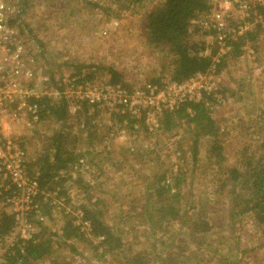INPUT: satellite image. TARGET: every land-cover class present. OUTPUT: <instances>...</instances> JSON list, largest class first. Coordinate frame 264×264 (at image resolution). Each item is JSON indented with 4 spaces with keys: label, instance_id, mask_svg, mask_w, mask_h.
Listing matches in <instances>:
<instances>
[{
    "label": "rangeland",
    "instance_id": "rangeland-1",
    "mask_svg": "<svg viewBox=\"0 0 264 264\" xmlns=\"http://www.w3.org/2000/svg\"><path fill=\"white\" fill-rule=\"evenodd\" d=\"M163 1L136 0L129 3L128 0H100L101 3H93L88 0H30L31 14L26 19L31 32L28 30L24 36L27 49L37 54V62L32 69L38 89L58 95L55 91L57 79L70 73L80 76L91 74V66L98 64L99 68L94 70L95 79H109L107 68L110 66L121 72V83L127 85L169 79L174 56L163 48L150 47L145 29L147 14ZM113 20L119 23L108 34H103V30L111 29ZM203 33L200 23L193 21L190 40L203 45V54L212 53L216 49L215 44L203 39ZM258 42L257 46L248 42L241 57H233L229 53L226 66L221 70L218 84L221 89L229 87L225 93L228 99L212 114L221 128L219 136L225 159L211 156L212 139L202 137L194 167L191 144L184 131L186 126L177 127V135L173 138L159 139L149 135L143 125L130 124L131 129L123 125L116 129L113 139L106 135L104 143H98L99 139L92 140L93 146L89 139L83 140L84 135L81 134L77 148L89 166L78 171L77 177L80 176L78 179L81 181H74V178L64 183L70 197L68 203L57 192L49 194L44 191L47 198H40V204L46 219L42 223L34 221L35 231L38 233L47 227L49 232L60 233L65 213L71 212L73 218L80 217L79 210L74 207L90 205L97 199V207L103 211L105 221L121 229L123 238L128 241L125 251L146 252L148 257L152 256L151 264H221L225 256L234 264H264V227L258 226L246 213L235 218V231H232L227 210L230 205L228 187L224 184L229 169L243 163L244 155H247L243 151L245 145L248 144L249 154L256 151L260 154L264 143V31L260 33ZM252 49L255 56L249 54ZM65 59L73 60L72 65ZM256 63L259 70H256ZM232 92L236 96L231 95ZM62 99L53 96V100ZM76 114L70 112L71 117ZM95 118L103 125L101 135L104 136L109 126H113V121L101 112ZM15 124L8 133L21 141L28 154L30 172L39 178L40 159L46 154L49 143L47 137L53 135L60 124L48 118L33 122L31 117ZM69 125L67 130L70 133L80 135L76 120ZM122 129H127V135L120 134ZM156 141H161L158 147ZM141 142H151L153 148L141 146ZM176 151H180V155L183 152L186 159L184 168L188 169L181 188L183 198L177 203L181 213H187V223L170 220L161 226L158 206L142 201L146 194L138 185H143L141 176L146 177L155 170L157 158L165 163L164 169L178 167L182 159ZM261 154L264 155V151ZM45 202L49 203L45 205ZM143 203L149 206L146 209L149 212L145 210L143 214L134 215L130 212L127 216L121 213L122 208L131 209ZM1 210L3 207L0 205ZM200 219L214 221L210 232H194L193 222ZM131 230L134 233L138 231L136 236L130 235ZM54 240L53 256L37 264H115L114 255L101 259L100 250L96 252L87 241L73 239L76 249L73 251L59 237ZM4 249L5 245L0 247V263L3 262Z\"/></svg>",
    "mask_w": 264,
    "mask_h": 264
},
{
    "label": "trees",
    "instance_id": "trees-1",
    "mask_svg": "<svg viewBox=\"0 0 264 264\" xmlns=\"http://www.w3.org/2000/svg\"><path fill=\"white\" fill-rule=\"evenodd\" d=\"M209 8V0H164L162 4L158 5L146 16L145 29L148 44L155 49L163 48L169 54L171 53L172 57L174 56L171 78L175 81L183 82L198 73H203L214 63V56L217 54L218 48L212 53L203 54L205 50L203 45L190 40V28L193 25V21L198 24L200 17ZM260 28L257 27L254 31H248L230 43L231 50L222 55L221 61L217 63V72L221 73V70L226 66V58L229 53L233 57L240 56L244 51L242 49L243 45L248 42L253 44L257 42L262 32ZM27 29L31 32L29 24H27ZM99 65H92L90 71L93 72L84 75V77L95 79L93 76L94 70L98 69ZM107 71L111 82H123L121 81L123 78L119 70L110 66ZM223 88L219 90V93L227 100L228 97L225 94L227 89ZM231 95L236 96L234 93ZM213 101L216 102L212 96H205L199 101H186L174 110H165L160 116V127L156 135V137H160L159 139L173 138L174 135H177L175 133L177 127L186 126L184 131L188 134V141L191 144L190 153L194 167L197 164L200 153L199 146L202 137H210L212 139L209 152L211 156L220 160L225 159L222 152L223 143L220 141L219 136L221 128L213 117L212 110L207 106V103L213 104ZM32 102L38 107L40 121L48 118L60 124L54 134L47 137L49 143L46 154L41 156L42 158L40 159L41 166L38 178L40 188L47 192H57V195L62 199L65 198L66 203H68L70 197L64 183L68 179H74L72 174H68V170L72 169V165L79 158L84 157L82 152L77 151V136L67 130V127L70 126L68 120L71 118L68 104L64 99L61 101L53 100V97L48 94L40 95L37 98L32 97ZM92 108H94L95 117L100 114V111H104L109 112L115 118L113 119V126H109L106 133H103L105 134L104 136L114 133L118 127L125 125V128H129L130 124L134 125L136 123L135 120L130 119L128 115L121 113L119 110L106 111L99 107H84L83 110L77 111V113L81 111L80 114L72 117L78 120L80 127L82 125L81 132L87 133L86 139L93 141L99 139L98 141L102 142L101 128L103 125H100L89 114ZM81 118L83 121H80ZM126 121L127 123H125ZM125 130L127 131V129ZM174 142L176 143V141ZM160 143L161 141H156V145ZM247 145L243 149L244 153L247 154L246 156L244 155L243 163L230 168L224 182L225 187H228L227 194L230 205L227 210L229 211L232 231H235V218L246 213L250 214L258 226L264 227V155L261 154L264 151V143L261 144L262 150L260 154H258V151L249 154ZM181 153L179 158L182 161L177 164L178 167H172L173 169L170 168V170L164 169L165 163L157 158L155 159V165L157 166L155 170L146 177H140L143 185L139 184L138 186L144 188V194H146L143 195L142 201L146 202V204L153 202L155 206H158V221L161 226L163 223L170 222V220H182L187 223V213H181V209L177 206L178 200L183 198L184 192L181 191V188L182 183L185 182V175L188 170L184 168L186 159L182 151ZM172 166L175 165L172 164ZM78 178L80 176H76L75 179L77 180L74 179V181L79 182L82 180ZM1 199L2 197L0 196ZM62 202L64 203V201ZM45 203L47 205L49 202ZM137 204H139V201H137ZM146 204L136 205L131 209L122 208L121 213L124 216L129 215L130 212L133 215L134 213L143 214L149 208ZM97 205H99V201L96 199L90 205L82 204L74 207L82 212L85 220L89 221L90 232L83 231L81 226L74 222L75 219L71 212H67L65 213V220L60 233L49 232L47 227L41 226L43 229L40 232L38 231V238L35 241L22 242L21 245L16 244L12 248L14 253L6 256L9 264H37L39 261L53 256L55 252L53 243L55 237H59L73 251H76L73 239L87 241L93 245L96 252L100 250L99 256L101 259L108 257L107 255H114L113 262L115 264H151L152 256L148 257L146 252L131 253L125 251L128 241L123 238L122 230L113 223L106 222L103 217V211ZM40 208L42 211L41 204ZM146 211L149 212L148 210ZM46 214L48 215V213ZM213 222L205 219L194 221V232H202L203 234L210 232ZM37 223H40V221L38 220ZM14 225V217L1 210L0 238L9 233ZM130 233L134 237L138 231L134 233L131 230ZM88 235L89 237H87ZM120 255H123L122 258ZM234 263L226 256L221 262V264ZM159 264H162V262Z\"/></svg>",
    "mask_w": 264,
    "mask_h": 264
},
{
    "label": "built area",
    "instance_id": "built-area-1",
    "mask_svg": "<svg viewBox=\"0 0 264 264\" xmlns=\"http://www.w3.org/2000/svg\"><path fill=\"white\" fill-rule=\"evenodd\" d=\"M29 1L0 0V205L2 211L15 219L14 227L0 238V247L5 245L0 264H8L6 256L14 253L12 248L16 244L35 241L38 237L34 221L42 223L46 219L40 208V198L47 197H44L38 178L30 172L27 151L19 139L8 133L16 122L25 117H31L33 122L39 120L38 107L32 102V97L45 94L63 97L72 113L84 107L119 110L135 120V126L143 125L149 135L156 136L162 113L178 108L183 102L212 96L216 102L207 103V106L212 112L221 108L227 100L219 93L221 73L217 72V63L231 50L232 41L257 27L264 28V0H209L210 8L200 17L199 23L207 34V42L215 44L218 52L207 71L183 82L170 77L165 81H148L141 85L113 83L103 77L88 79L70 73L57 79L55 91L58 95H55L38 89L36 77H33L32 66L37 62V54L27 49L24 36L28 32L26 18L31 14ZM88 1L101 3L100 0ZM128 1L133 3L136 0ZM118 23V20H113L111 29L103 30V34H108ZM249 54L255 56V50H249ZM256 67V70L260 69L257 63ZM120 134L127 135V131L122 129ZM115 136L112 132L108 138L111 140ZM176 155L179 156L180 151H176ZM87 161L81 157L72 165L73 178L79 174L78 171L88 168ZM78 214L80 217L77 215L74 222L82 230L90 232L89 221L84 219L80 210Z\"/></svg>",
    "mask_w": 264,
    "mask_h": 264
},
{
    "label": "crops",
    "instance_id": "crops-1",
    "mask_svg": "<svg viewBox=\"0 0 264 264\" xmlns=\"http://www.w3.org/2000/svg\"><path fill=\"white\" fill-rule=\"evenodd\" d=\"M93 9H98L97 7H94ZM262 29V31H264V28H261ZM203 39H206V41H207V34H206V32H204L203 33ZM260 36V35H259ZM259 39V38H258ZM258 41V40H257ZM253 44V43H252ZM259 44V42L257 43H255V44H253L254 46H257ZM247 45H248V43H246L245 45H244V47L246 46L247 47ZM245 49V48H244ZM242 55V54H241ZM241 55L240 56H238V57H241ZM65 61H67V63H68V61H70L71 63H70V65H72V62H73V60H71V59H65ZM72 68H74V67H72ZM69 69H71V67L69 68ZM75 69V68H74ZM69 75V74H68ZM225 88L227 89V92L229 91V87H226L225 86ZM232 91V90H231ZM233 93V92H232ZM231 93V94H232ZM227 97V96H226ZM80 112L81 111H79L77 114H80ZM102 114L104 113L105 114V116H108L109 118H110V120L111 121H113V119H115L110 113H105L104 111H100ZM89 114L90 115H92L94 118H95V114H94V108H92V109H90V111H89ZM96 119V118H95ZM74 120H76V123H77V125H78V129H79V132H80V135H78L77 137H76V139H78V141L76 142L77 143V145L78 144H80V142H81V137H82V135L81 134H83L84 135V137H86V135H85V133L83 132H81V127H80V125L78 124L79 122H78V120L75 118V117H71L69 120H68V122L70 123V122H74ZM96 121H97V119H96ZM102 136V135H101ZM83 137V140H85L86 138H84ZM105 137V136H104ZM102 138V143H104V138H103V136L101 137ZM88 139V138H87ZM86 139V140H87ZM90 140V139H89ZM91 141V146H93V142H92V140H90ZM154 141V140H153ZM135 142V141H134ZM98 143H101V141H98ZM151 146L152 147V145H151V142H148V143H142L141 142V146ZM91 149V148H90ZM108 149H110V148H108ZM77 151H80V150H78V148H77ZM81 152V151H80ZM117 190V189H116Z\"/></svg>",
    "mask_w": 264,
    "mask_h": 264
}]
</instances>
